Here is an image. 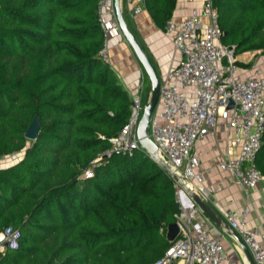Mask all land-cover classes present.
<instances>
[{
	"label": "trees",
	"instance_id": "16d2710c",
	"mask_svg": "<svg viewBox=\"0 0 264 264\" xmlns=\"http://www.w3.org/2000/svg\"><path fill=\"white\" fill-rule=\"evenodd\" d=\"M98 1L0 0V161L23 153L0 169V232L22 234L0 264H151L171 245L174 183L144 163V152L104 160L92 179L82 178L127 125L133 105L100 56ZM177 1L146 0L161 30ZM214 6L235 65L244 67L239 54L264 56V0ZM36 118L38 138L30 141ZM256 166L264 175V139Z\"/></svg>",
	"mask_w": 264,
	"mask_h": 264
},
{
	"label": "built area",
	"instance_id": "2783aa9c",
	"mask_svg": "<svg viewBox=\"0 0 264 264\" xmlns=\"http://www.w3.org/2000/svg\"><path fill=\"white\" fill-rule=\"evenodd\" d=\"M140 13V8L134 9L133 17ZM97 16L104 35L100 56L111 65L110 31L105 18L109 16L117 23L115 0H99ZM163 33L180 58L160 76L159 98L149 128V137L158 148L160 160L145 155L173 178L179 205L175 223L180 234L163 257L151 264H225L228 260L226 248L208 232L199 219L202 210L182 185L205 201L216 192L214 185H204V175L200 171L203 154L196 146L214 134L221 121L233 133V143L240 151L236 156L229 155L224 159L219 165L220 170L246 192L264 181V175L256 166L264 139V75L259 68L250 76L239 74L234 50L222 43L224 32L214 0H206L203 7L191 15L170 18ZM140 73L129 122L110 140V147L91 162L82 175L83 179H92L104 160L140 151L138 125L143 109L142 69ZM232 100L235 108L229 109ZM15 158L13 155L7 160L15 161ZM252 214L253 208L247 204L239 211L226 210L225 218L248 247L255 264H264V229L250 225ZM21 238L19 229L7 227L1 231L0 255L8 250H18Z\"/></svg>",
	"mask_w": 264,
	"mask_h": 264
},
{
	"label": "crops",
	"instance_id": "0c3cea01",
	"mask_svg": "<svg viewBox=\"0 0 264 264\" xmlns=\"http://www.w3.org/2000/svg\"><path fill=\"white\" fill-rule=\"evenodd\" d=\"M205 1L178 0L173 18L181 19L191 15L195 10H200ZM121 8L130 30L147 47L161 75L165 74L173 61L179 60L180 56L174 51L171 42L165 37L163 30L156 26L147 9L146 0H121ZM136 8H140L141 13L133 17V11ZM105 20L110 31L111 66L133 97L136 92L141 66L124 39L115 20L109 16ZM236 61L244 65V67H238L240 75L244 77L250 76L258 68L261 69L264 75V56L258 55L257 52L239 54L236 57ZM246 65L249 66L246 67ZM196 148L203 154L200 171L204 175L205 187L212 185L216 187V192L210 195L206 202L225 221L226 210L239 211L245 205L250 204L253 208L250 225L254 228L264 229V181L257 188L246 192L242 188L235 186L231 177L220 170L219 165L224 159L229 155L236 156L240 151L233 143V133L228 131L225 123L221 121L215 133L200 141ZM22 158L7 164L10 160H7L6 157L0 163V169L19 162ZM199 219L204 222L208 232L214 238L220 240L226 248L228 260L225 264H247L242 250L231 237L217 228L204 213L199 215Z\"/></svg>",
	"mask_w": 264,
	"mask_h": 264
},
{
	"label": "water",
	"instance_id": "95a60500",
	"mask_svg": "<svg viewBox=\"0 0 264 264\" xmlns=\"http://www.w3.org/2000/svg\"><path fill=\"white\" fill-rule=\"evenodd\" d=\"M115 9H116V19L119 30L121 31L124 39L130 46L138 63L147 73L151 82V97L149 102L146 104V106L143 109V114L138 125V139L141 146L140 151L144 152V154L146 155L150 154L155 159L160 160V157L158 155V148L149 137L150 123L155 108L157 106L159 93H160V76L158 71L155 69L152 61L150 60V58L148 57L142 46L139 44L136 36L130 30L129 24L121 8V0H115ZM230 49L234 50L235 48L230 47ZM233 108H235V102L232 100L229 103V109H233ZM39 128H40L39 120L36 118L29 127L26 133V138L30 141L36 140L38 138ZM182 187L186 190L190 199L200 207L202 212L215 224V226L220 230L224 231L229 237H231L237 243V245L240 247L242 253L245 256L247 264H255L252 255L248 247L243 242V240L229 226V224L213 210L211 205L208 204L195 191L187 188L185 185H182ZM179 234H180V229L177 223H172L167 226L166 237L170 243L175 242Z\"/></svg>",
	"mask_w": 264,
	"mask_h": 264
},
{
	"label": "rangeland",
	"instance_id": "374dc122",
	"mask_svg": "<svg viewBox=\"0 0 264 264\" xmlns=\"http://www.w3.org/2000/svg\"><path fill=\"white\" fill-rule=\"evenodd\" d=\"M137 38V37H136ZM138 42L139 44L142 46V48L144 49V51L146 52V54L148 55V57L151 59L154 67L157 69L159 76L161 75L160 70L157 68L156 64L153 61V57L151 56L149 50L147 49V47L145 45L142 44L140 38L138 37ZM141 72V71H139ZM141 75V73L139 74ZM140 81H142V78L140 79ZM151 97V82L150 79L147 75V73L145 72V77H144V88H143V95H142V108L144 109V107L146 106V104L149 102ZM143 109H142V113L141 116L143 114ZM21 157H23V153L16 155V160L20 159ZM143 160L144 163H148V165L150 166H155L153 171H157L160 170L161 167L159 165H157L151 158L147 157L145 154H143ZM11 162H13V159H10V161L7 162V164H10ZM164 170V169H163ZM166 171V170H165ZM168 173V172H167ZM168 175H170L168 173ZM171 176V175H170ZM172 178V177H171ZM173 179V178H172ZM202 216V215H201ZM207 217V216H206ZM208 220V219H207Z\"/></svg>",
	"mask_w": 264,
	"mask_h": 264
}]
</instances>
